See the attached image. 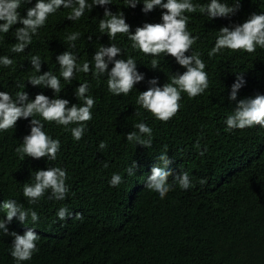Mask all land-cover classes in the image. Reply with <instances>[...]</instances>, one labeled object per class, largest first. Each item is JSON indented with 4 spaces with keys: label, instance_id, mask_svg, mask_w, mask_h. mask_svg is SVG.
I'll return each mask as SVG.
<instances>
[{
    "label": "trees",
    "instance_id": "obj_1",
    "mask_svg": "<svg viewBox=\"0 0 264 264\" xmlns=\"http://www.w3.org/2000/svg\"><path fill=\"white\" fill-rule=\"evenodd\" d=\"M36 2L21 0L20 17L25 18ZM209 2L192 0L200 5ZM220 2L235 7L234 0ZM105 8L113 14L122 12L131 34L145 23H162L164 11L156 7L144 13L143 0L135 8L126 7L125 0H112L109 5L86 9L79 20H68L71 9L61 7L48 16L22 53L11 51L17 42L14 33L22 24L16 23L6 34L0 32V57L13 60L9 67L0 64V92L9 93L14 100L17 92L24 91L28 102L43 94L49 99L67 100L69 107L80 106L83 101L76 89L86 82L87 95L95 101L92 119L79 141L71 134L77 125L60 126L39 116L21 118L13 128L0 131V219L6 220L2 205L10 199L31 208L39 217L36 223L29 216L25 223L13 218L7 224L9 233L23 235L33 228L40 237L38 251L20 264H264V127L228 130L225 124L240 100L264 95V49L257 46L252 54L223 49L211 58L208 55L221 28L242 24L253 14H264V0H240L239 10L223 18L209 19L199 10L184 13L189 18L188 31L198 37L186 55L199 53L206 64L209 86L195 98L181 93V107L167 122L137 105L136 97L148 90L149 81L155 79L156 86L163 87L171 76L186 69L169 55L153 57L133 49L126 35L118 34L111 40L102 34L99 22L104 19ZM74 32L80 37L67 41ZM111 44L121 48L116 59L133 57L137 72L144 76L127 96L108 91L107 73L93 74L95 53ZM65 52L76 55L77 64L89 62L92 70L75 72L70 83L65 81L57 62ZM36 55L41 59L39 73L30 62ZM154 58L159 60L156 69L151 66ZM112 67L109 64L108 71ZM49 71L60 79L59 94L28 82L30 77ZM237 74H242L244 84L233 101L229 96ZM33 118L41 119L47 135L60 141L56 160L26 155L21 159L17 153L24 137L30 135ZM141 122L152 129L150 148L126 139L132 131L138 132L133 126ZM101 142L106 144L103 150L99 148ZM165 146L172 160L167 169L173 173L169 183L175 175L187 172L193 187L183 190L175 184L161 199L146 189L145 183ZM132 164L136 167L129 174L126 170ZM49 167L66 170V199H49L48 190L30 204L23 196V185L33 183L34 173ZM114 173L123 180L118 187L109 184ZM202 179L205 184H200ZM62 206L72 213L65 220L56 215ZM77 213L82 219H75ZM12 244L13 237L0 230V264H17L10 254Z\"/></svg>",
    "mask_w": 264,
    "mask_h": 264
},
{
    "label": "clouds",
    "instance_id": "obj_2",
    "mask_svg": "<svg viewBox=\"0 0 264 264\" xmlns=\"http://www.w3.org/2000/svg\"><path fill=\"white\" fill-rule=\"evenodd\" d=\"M31 2V0H27ZM141 0H125V6L135 8ZM235 7H230L226 2L220 0H210L209 3L200 5L192 3V0H143L144 13L151 12L159 7L163 11L162 23H145L142 27H137L134 34L130 33V26L126 23L122 12L113 14L105 8L104 19L99 22V31L106 33L111 40H114L118 34L126 35L130 40L131 47L138 49L145 55L159 57L166 54L173 57L176 62L186 71L176 73L171 76L170 82L163 87H157V80L149 81L151 85L147 91L139 93L136 97V104L144 110L150 112L157 120L167 122L173 118L179 111L182 99L181 93H187L189 98H195L201 95L209 86L208 75L205 71L206 64L200 58L199 53L186 55L192 46L196 43L198 37H193L187 29V13H194L197 10L206 13L209 19L223 18L235 14L239 10L240 0H234ZM112 3V0H37L34 7L27 10L25 18H21L18 9L21 7V0H0V32L8 33L10 28L16 23L23 27L18 28L14 33L16 43L11 47L14 53H22L32 42V36L38 33V30L44 26L49 15L54 14L61 7L71 9L67 19L79 20L85 10L91 11L94 6H105ZM80 37L79 32L71 33L67 36V41L74 42ZM91 39V38H89ZM257 46L264 49V14H253L244 23L223 27L219 30L216 37L215 46L208 53L213 57L223 49L231 51H243L252 54ZM74 47V44H73ZM121 54V48L115 44L109 47L101 46L95 53L94 75H104L107 73L108 91L113 95L127 96L134 85L140 83L144 76L137 72L136 60L129 56L126 59H116ZM37 73L41 70V59L38 55L32 56L30 60ZM60 65V76L67 82H71L75 72L88 73L92 69L87 61L77 64V56L71 52H65L57 57ZM0 64L9 67L13 60L7 56L0 57ZM112 64L111 71H108V65ZM151 66L156 69L159 66V60L154 58ZM29 83L33 86H45L59 94L61 91L60 79L53 75L51 71L43 75L32 76ZM244 80L242 74H237L236 82L232 85L230 100L237 99V93L243 86ZM23 87V85H21ZM89 85L85 82L76 89L77 97L83 101L80 106H68L69 102L64 99H49L43 94H37L34 101L28 102L26 92H17L15 100L7 92H0V131H7L13 128L16 122L23 118L39 116L42 120L49 123L55 122L57 125L67 127L75 124L77 127L71 128V134L74 140L82 139L86 123L92 119V108L95 105L94 99L87 95ZM139 115V113H136ZM41 119L31 120L30 135L24 137L21 147L17 148V153L21 154V159L26 155L33 159L47 157L48 160H56L57 153L60 150V141L52 139L43 130L44 125ZM228 130H243L255 125L264 127V95H256L240 100L235 109L227 115L225 120ZM137 131H132L126 137L127 141L135 142L145 148L152 145V129L145 123H136L133 126ZM143 137H147L146 139ZM106 147L101 142L99 148L103 150ZM203 155V153H201ZM158 165L153 166L151 175L147 178L145 188L159 194L161 199L173 190L175 184L183 190L193 187L190 176L187 172H181L175 175L172 183H169V177L173 173L168 169L172 160L167 155V146L157 157ZM105 168L108 164L105 163ZM136 167L132 164L126 171L133 174ZM68 179L67 172L60 167H49L47 170H39L34 173V182L23 185V196L28 199L30 204L40 200L45 192L51 190L49 199L63 201L69 192L66 183ZM123 182L120 174H112L109 181L110 186L118 187ZM200 184H205L206 180H200ZM2 209L5 210L6 220L0 219V230L3 234L13 237L11 247V256L20 262L28 261L32 258L34 252L38 251L37 241L40 239L33 228L19 235L16 232L9 233L7 224L11 223L13 218H18L21 223L31 217V221L36 223L39 220L37 213L31 208L25 209L23 204H18L14 200H6ZM60 220H65L72 215L67 206H62L56 213ZM75 219H82V214L77 213Z\"/></svg>",
    "mask_w": 264,
    "mask_h": 264
}]
</instances>
